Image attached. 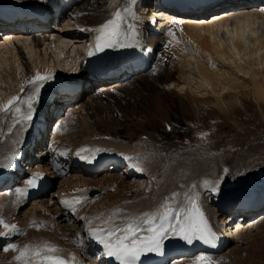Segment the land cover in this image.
Returning a JSON list of instances; mask_svg holds the SVG:
<instances>
[{"label":"bare ground","instance_id":"obj_1","mask_svg":"<svg viewBox=\"0 0 264 264\" xmlns=\"http://www.w3.org/2000/svg\"><path fill=\"white\" fill-rule=\"evenodd\" d=\"M150 1L0 0L2 15H20L21 7L27 3L37 5L39 11L46 15L51 14L49 8L53 7L54 18L58 22L62 21L59 29L52 28L54 31H50L52 29L46 25L48 18L45 22H39L36 16H31L30 10H24L27 12H22L20 16L24 17L17 21L15 27L0 26L4 38H12V41L0 42V107L7 105L13 94H19L21 98L10 111H0V220L5 218L9 225L16 226L14 230H3L6 235L0 236V245L20 236V229L25 230L28 223L34 222L38 234L32 246L46 243L55 246L60 250L58 255L67 264H106L103 260V245L90 231L112 227L130 216L142 217L145 212H154L166 197L177 193L169 201V206L176 208L182 205L189 209L194 202L209 230L217 237L215 248L221 250L228 247L230 251L227 248L225 252L226 257H229L233 254L230 245L236 247V243H242L245 238L243 230L240 231V226L235 222L243 216L235 209L239 207L241 211H249L256 208L264 211V149H258L255 153L250 151L248 155L244 150L245 153L229 161L224 160L217 150L198 146H177L165 151L155 143L157 122L151 120L147 125L130 124L132 132L121 136L112 125L108 126V130L103 128L105 118L95 116L91 101L85 105H69L65 114L55 118L50 141L45 143L44 136L54 109L50 111V99L60 100L58 110L54 109L55 113L60 112L64 105L75 100L86 89L104 83V77L119 79L150 66L154 52L164 46L169 51L165 57L173 59L175 64L170 67L168 61L170 72L164 84L168 89L172 88L180 94L186 92L190 97L194 93L200 96L202 91L221 111L229 106L225 101L227 94L238 102V96L250 85L247 91L253 99L264 102V0H212L210 4L213 3V8L198 13L172 12L174 16L162 29L165 35L162 41L148 36L150 33H159L155 24L156 17L161 14H156L160 12L159 9L145 11ZM210 4L204 8L210 7ZM258 5L260 9H256ZM124 8L130 12H124ZM118 10L123 16L119 39L128 46L107 48V52L121 59L122 62L117 60V65L123 67L122 70L102 77L101 72L94 71L93 61H96V57L90 55L86 62L80 64L78 71L75 66L68 69V80L62 77L59 63L63 49L70 43V47L73 43L81 44V49L84 43L89 46L96 43V37L100 34L98 29L113 20ZM54 18L50 20L53 23ZM33 32L37 35L34 36ZM43 32H49L47 36L51 38L50 42L58 44L51 56L47 48L39 50V46L48 40L47 36H41ZM28 36L32 43L31 51L27 53L30 63L25 61L19 46L22 38ZM247 60H250V65L246 64ZM163 63L158 60L156 64L165 67ZM45 68H48V73L51 72L49 79L37 81L36 84L28 83L36 70L45 71ZM88 68L91 70L88 71ZM6 80L13 83L11 90L6 88ZM74 84L72 89L71 85ZM37 87L39 93L32 103V118L23 119L29 109L22 101L36 93ZM99 89V94L105 93L104 88ZM16 107L20 108V112L15 111ZM160 126L166 128L164 124ZM72 127L75 130L78 127L89 129L79 140L68 138L61 144L63 135L68 137L74 134ZM35 131V135L39 136L37 141L32 135ZM134 131L147 138L134 137ZM73 141L75 143L72 145ZM31 147L38 148V151L29 155L28 162H25L21 159V151H29ZM81 149L93 151L81 152ZM97 149L99 151H94ZM89 156L92 157L91 161H106V164L100 168L86 169ZM14 157L24 164L23 169L14 180L3 184L6 179L4 174L11 168L10 160ZM118 166H121L120 169H117ZM35 175L47 176L49 179L52 175L54 179L63 177L58 191L37 193L32 198L34 192L27 188L26 181ZM205 180L211 183L205 185ZM214 185L218 186V192L209 190ZM18 189H24L22 196ZM91 189L101 190V193L88 197L87 193ZM241 190L245 191L244 195L240 194ZM234 195L242 196L232 200ZM77 199L80 202L73 203L75 212L61 203L64 200L75 202ZM228 201H232L236 208L228 207ZM117 209L121 211L113 216ZM261 221H264V212L247 220L246 232ZM231 223L233 226L230 227ZM42 230H47L46 234H42ZM53 234L58 236H50ZM182 235H170L163 245L184 240ZM19 255L20 251L15 254L14 261L23 264L22 260L16 259ZM188 257H176L170 264H180L181 260L190 259ZM207 257H203L202 264H210Z\"/></svg>","mask_w":264,"mask_h":264},{"label":"rangeland","instance_id":"obj_2","mask_svg":"<svg viewBox=\"0 0 264 264\" xmlns=\"http://www.w3.org/2000/svg\"><path fill=\"white\" fill-rule=\"evenodd\" d=\"M51 8H49L51 11L50 17L53 19L55 12L51 10ZM51 19H49L46 24L47 28L49 26V28H54V30L59 29L60 25H62V21H59L58 23L55 21L53 23V21H50ZM64 21H67V19H64ZM259 29L263 31L262 27ZM54 30L52 29L50 31ZM161 31L157 35L150 33L148 36H153L154 38L162 41L165 35ZM43 33L44 34H41V36H45V38H47V35L50 34L49 32ZM33 34H35V32H33ZM36 35L37 34L34 36ZM29 37L30 36H28V38L25 37L26 39L22 38V43H20L19 46L25 61L30 63L31 60L29 59L27 53L29 52L28 50L31 51L32 43L30 42ZM50 39L51 38L48 37V40L44 41V43L39 46V50L47 48V52L51 56L54 50L58 47V44L50 42ZM67 47H69L68 50ZM72 47L68 45L63 49L62 58L59 63V65L61 64L63 67L60 68L61 75L62 77H66V80H68V69L73 66L75 59L81 55V44L73 43ZM164 47L163 49L154 52V58L152 59L150 66H147L137 73L134 72L135 74H129L127 77L123 76L119 79H112L110 76L104 77V83H100L90 89H86L85 92L81 94L77 92L80 95L75 100H71L64 105L61 110H59L60 112L55 113L54 111V109L58 110L57 108L60 106L58 101L60 100L56 101L55 98H52L53 100L51 103L49 102V105H51L50 111L53 108L54 109L51 111L50 117L52 119L46 129V135L44 136L45 143L48 144L50 141L52 129L56 124L55 118L65 114L69 105L73 103H78L77 105H85L86 102L91 101L93 102L95 109V116L103 119L105 118V127H102L105 130H108V126L112 125L117 129V134L121 136H127L128 133L132 132V126L130 124L139 123L141 125H147L151 120L157 122L156 124L158 126L154 132L157 138L155 143L158 146L160 145V149L165 151L166 149H173L177 146L181 148H185L186 146H198L205 149L208 148L217 150L224 157V160L229 161L233 160L238 154H242L243 152L245 153V151V154L248 155L250 151L251 153H255L258 149H264V102L253 99L252 95L247 91V89L250 88V85L243 90L244 92L242 95L238 96L239 103L235 101L232 96L227 94V96H225V101H227L229 106L228 108H223L221 111H219L220 109H217L212 104L213 100L207 97V94L204 95L202 91L201 94L204 97L202 95L199 96L198 93H194L192 94L193 97H190L188 96L190 94L186 92L180 94L172 90V88L168 89L164 85L166 83L165 80L168 77V72H170L169 68L175 64L173 59H167L165 57L166 53L169 51L167 48L164 49ZM158 60H162L165 67H158L156 64ZM172 63L173 65H171ZM246 64L250 65V60H247ZM252 74L254 75V73ZM243 82H246L245 79ZM12 85L13 83H11L10 80H6L5 86L7 89L11 90ZM99 87H102L105 90V93L102 95L99 94ZM78 90L79 88L77 91ZM161 120L165 122L162 123ZM164 123L171 125V131L173 132L162 131L165 128L160 125H163ZM119 125L121 128H117ZM73 127V137L72 135H68V137L63 135L61 137V144L64 142V139L68 138H72L71 140H79L87 134L89 129L88 127H78L75 130ZM133 136L142 137L145 135L134 131ZM74 143L75 142L73 141L72 145ZM33 147L29 152L31 155H34V153L38 151V148ZM254 147L256 148L255 150ZM120 167L121 166H118L117 169H120ZM62 177H56L55 179L52 177L53 183L49 187L47 194L58 191L59 183ZM96 190L97 192L99 191L98 189ZM262 205L263 204H261V207ZM238 212L243 217L237 221L238 217L235 222H237L240 226H238L240 231L243 230L242 232L245 238L243 239V242L241 241L242 243H236V247H234V244H229L231 248H233V254L226 257L225 251L228 247H225L224 249L222 248L221 250L206 254L197 252L196 254L189 256L188 258L190 259L181 260V263L191 264L194 261L193 264H202L201 258L208 256L207 259L210 260V262L208 261L210 264H264V221L259 222V224L255 223V225L249 228L248 232H246L247 220L254 218L256 215H259L264 211L256 209L248 213ZM2 220H5L4 222L8 224L7 219L4 218ZM231 225L233 226V223L230 224V227ZM3 230L6 229L0 226V232H4ZM231 230L232 228H230L229 231ZM20 232L22 233L20 236L13 237L10 242L7 243L9 246L6 242L1 243L0 264H17L14 261L15 254L17 255V252H19L22 247H34L32 245H35L33 241H35L34 238L37 237V231L35 232V229L27 224L25 226V230L23 229ZM46 232L47 230H42V234H46ZM54 235L55 234L50 236ZM64 243L65 242L63 241V244ZM13 244L17 246L16 250H11L10 246ZM227 250L230 251L229 248ZM165 264H170V262H166Z\"/></svg>","mask_w":264,"mask_h":264},{"label":"snow or ice","instance_id":"obj_3","mask_svg":"<svg viewBox=\"0 0 264 264\" xmlns=\"http://www.w3.org/2000/svg\"><path fill=\"white\" fill-rule=\"evenodd\" d=\"M131 3H135V0H131ZM123 11L130 12L128 8H124ZM122 24L123 16L121 11L118 10L114 13L113 20H109L98 29L100 34L96 37L95 45L97 51H101L105 48L128 46L127 44L121 43L119 39ZM129 27H131V25H129ZM91 54L90 52L89 55ZM49 78L50 77L38 73L31 83L36 84L37 81H45ZM38 93L39 87L36 88V93L23 99L22 102L26 104L29 109L27 115L23 117V119L30 120L32 118V103L36 99ZM20 100V97H12L7 105L0 107V111H10L12 106L16 105ZM15 111L17 113L20 112V108L16 107ZM80 151L92 152L93 150L81 149ZM94 151L99 150L97 149ZM88 159L89 162H91L92 157L89 156ZM128 159L131 160L133 158L129 157ZM38 178V176H33L28 179L27 184L29 187H35ZM203 183L207 185L211 182L205 180ZM192 187L194 188L195 185ZM209 190L218 192V186L214 185ZM18 192L23 195L24 189H18ZM177 195V193H173L171 197H166L164 203L154 212H145L142 214V217L130 216L117 225L96 229L90 231V234L103 245L104 254L108 257H114L119 264H137L144 254L161 253L163 241L169 238L170 235H175L177 233H182V239L188 243H191L193 239L197 238L211 242L210 238L214 234L209 230L207 222L194 202H192V206L189 209H185L182 205H178L176 208L169 206V201L174 199ZM79 202V199L75 202H70L68 200L61 201L65 207H68L69 210L73 212L76 210L73 203ZM119 211L121 210H115L112 215L115 216ZM109 219L111 220V217ZM0 226L12 230L16 227L15 225L6 224L3 220H0ZM2 235H6V233L0 232V236ZM10 248L11 250H16L17 246L13 244ZM59 252L60 250L58 248L47 243L32 247L31 252L30 246H25L20 250V255L16 257V259L22 260L23 264H67V262L58 255ZM203 259L202 257L201 261H203Z\"/></svg>","mask_w":264,"mask_h":264}]
</instances>
